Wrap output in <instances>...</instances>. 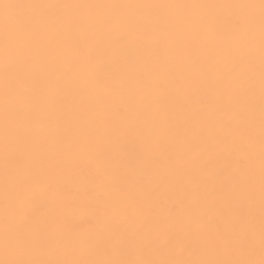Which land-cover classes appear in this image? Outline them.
Instances as JSON below:
<instances>
[{
    "label": "snow or ice",
    "instance_id": "1",
    "mask_svg": "<svg viewBox=\"0 0 264 264\" xmlns=\"http://www.w3.org/2000/svg\"><path fill=\"white\" fill-rule=\"evenodd\" d=\"M0 264H264V0H0Z\"/></svg>",
    "mask_w": 264,
    "mask_h": 264
}]
</instances>
